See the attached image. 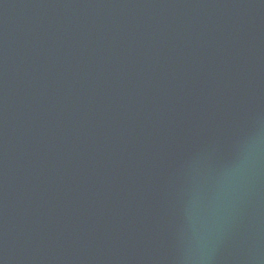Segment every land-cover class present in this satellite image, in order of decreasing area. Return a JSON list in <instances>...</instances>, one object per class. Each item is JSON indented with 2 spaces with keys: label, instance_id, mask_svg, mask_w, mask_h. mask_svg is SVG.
<instances>
[{
  "label": "water",
  "instance_id": "1",
  "mask_svg": "<svg viewBox=\"0 0 264 264\" xmlns=\"http://www.w3.org/2000/svg\"><path fill=\"white\" fill-rule=\"evenodd\" d=\"M0 264H264V0H0Z\"/></svg>",
  "mask_w": 264,
  "mask_h": 264
}]
</instances>
